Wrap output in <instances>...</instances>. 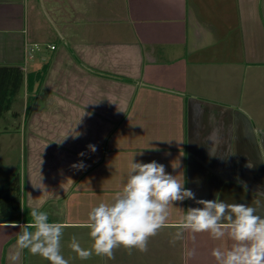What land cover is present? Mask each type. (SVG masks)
Returning a JSON list of instances; mask_svg holds the SVG:
<instances>
[{
  "label": "crops",
  "instance_id": "0c3cea01",
  "mask_svg": "<svg viewBox=\"0 0 264 264\" xmlns=\"http://www.w3.org/2000/svg\"><path fill=\"white\" fill-rule=\"evenodd\" d=\"M5 65L24 71L12 114L26 157L24 218L0 222V264H50L27 249L10 260L20 231L10 225L31 223L32 208L65 225L73 264H216L227 237L185 231L170 243L186 210L202 207L192 199L174 203L146 253L81 260L71 249L73 236L91 248L88 213L123 190L132 161L163 164L196 200H259L264 218V0H0Z\"/></svg>",
  "mask_w": 264,
  "mask_h": 264
},
{
  "label": "clouds",
  "instance_id": "9594fccd",
  "mask_svg": "<svg viewBox=\"0 0 264 264\" xmlns=\"http://www.w3.org/2000/svg\"><path fill=\"white\" fill-rule=\"evenodd\" d=\"M72 133L74 138L80 135L75 130ZM67 136L55 142L61 144ZM89 148L96 151L94 145H89ZM73 167L82 169L84 164L81 162ZM127 175L123 190L110 203L101 202L88 213L85 226L90 230L93 241L91 248H82L76 237H72L70 247L81 260L90 259L93 254L114 259L115 250L121 247L129 255L133 250L146 253L149 240L168 226L170 208L174 203L192 199L202 207L186 210L171 244L182 240L185 231L192 234L209 233L213 239L227 237L233 242L227 249H213L212 256L216 264H264V218L255 214L261 206L259 200L252 201L255 207L226 203L219 196L215 200H196L193 191L185 188L184 183L168 174L165 166L156 161H132ZM40 184L34 186L41 187ZM30 216L31 223L10 225L20 228L14 246L16 251L10 253V260L18 261L23 250L27 249L50 264H69L61 253L65 225L49 222L48 214L38 208H32ZM186 256L194 257L195 250L187 251Z\"/></svg>",
  "mask_w": 264,
  "mask_h": 264
},
{
  "label": "trees",
  "instance_id": "16d2710c",
  "mask_svg": "<svg viewBox=\"0 0 264 264\" xmlns=\"http://www.w3.org/2000/svg\"><path fill=\"white\" fill-rule=\"evenodd\" d=\"M24 80L19 66H0V117L12 107ZM22 215L21 176L14 175L11 183L0 187V222H19Z\"/></svg>",
  "mask_w": 264,
  "mask_h": 264
},
{
  "label": "rangeland",
  "instance_id": "374dc122",
  "mask_svg": "<svg viewBox=\"0 0 264 264\" xmlns=\"http://www.w3.org/2000/svg\"><path fill=\"white\" fill-rule=\"evenodd\" d=\"M238 58H240L238 56ZM224 65V67L228 68V65L225 63H221ZM238 68V67H237ZM256 90L260 91V93L263 92V88L256 87ZM242 101L239 99L237 100V105L239 108H244V105L241 104ZM20 106L19 102H15L8 112H6L5 116L0 119V135H4L5 138L12 137V142H8L7 144L3 143L5 140L0 137V158H3L5 162L1 165L0 163V174H3L2 178L0 176L1 180H4L6 175L9 174L12 170L16 171L13 175H11V179H5L6 182L2 186L9 185L14 178V175L19 173L21 176L22 168L24 167L23 158L26 157V153L24 155V149L22 147V136H23V124L21 126L20 122L21 119L16 117L14 118L12 112L15 110H18L17 107ZM31 111H32V104H31ZM5 145H3V144ZM9 180V181H8ZM75 256V255H74ZM72 254L70 257H74ZM30 258V256H29ZM74 261V260H73ZM40 264V263H39ZM71 263V261L69 262Z\"/></svg>",
  "mask_w": 264,
  "mask_h": 264
},
{
  "label": "built area",
  "instance_id": "2783aa9c",
  "mask_svg": "<svg viewBox=\"0 0 264 264\" xmlns=\"http://www.w3.org/2000/svg\"><path fill=\"white\" fill-rule=\"evenodd\" d=\"M52 48H54V46H52Z\"/></svg>",
  "mask_w": 264,
  "mask_h": 264
}]
</instances>
